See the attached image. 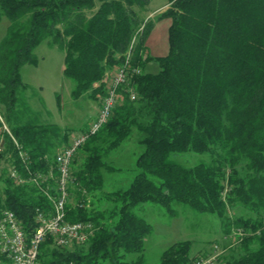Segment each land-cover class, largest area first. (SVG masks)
Returning <instances> with one entry per match:
<instances>
[{
    "label": "trees",
    "instance_id": "16d2710c",
    "mask_svg": "<svg viewBox=\"0 0 264 264\" xmlns=\"http://www.w3.org/2000/svg\"><path fill=\"white\" fill-rule=\"evenodd\" d=\"M151 1L0 0V23L8 21L0 40V216L14 213L31 237L37 212L53 213L44 191L56 196L55 157L68 133L24 102L20 73L37 64L34 50L46 42L64 54L74 100L104 95L105 81L122 68L127 81L107 122L71 163L65 220L92 225L87 249L66 250L48 236L38 263L143 264L152 228L135 209L149 203L170 216L179 205L216 217L229 244L213 264H264V0H167L155 21L143 16ZM161 20L170 21L168 52L153 58L146 41ZM150 62L157 73L145 71ZM132 140L138 152L118 167L117 154ZM193 155L207 161L184 160ZM49 172L47 183L30 182ZM113 173L131 180L107 191ZM229 207L243 213L231 218ZM191 248L173 243L159 264L199 263ZM127 255L136 258L124 261ZM0 264H10L1 252Z\"/></svg>",
    "mask_w": 264,
    "mask_h": 264
},
{
    "label": "rangeland",
    "instance_id": "374dc122",
    "mask_svg": "<svg viewBox=\"0 0 264 264\" xmlns=\"http://www.w3.org/2000/svg\"><path fill=\"white\" fill-rule=\"evenodd\" d=\"M148 8L143 16H146L147 20L155 21L157 16L168 8L167 0H152ZM156 23L159 24L157 26L159 33L162 29L163 35L165 32L166 37L163 43L158 42L155 50L153 48L148 50V54L153 58L166 55L168 52L167 30L165 31L168 22L161 20L155 22L154 25ZM7 26L8 21L6 20L0 23V40L4 36ZM34 55L38 59L37 64L25 65L20 72L23 83L28 86L24 92V102L31 107L33 112L40 115L43 123L56 124L65 133H68L70 144L77 135L84 133L95 121L112 77L105 81L106 91L104 95L98 96L97 99L85 97L74 100L70 95L73 84L63 77L64 54L58 48L51 47L43 42L34 50ZM145 71L152 74L157 73L158 66L155 62H150L145 67ZM66 147L62 146L57 150V154ZM137 148L134 140L129 142L115 158L116 163L119 164L118 167L127 165V163L131 164L133 157H129L128 153L130 151L138 152ZM184 160L189 164H196L203 160L207 161L205 157L198 155L185 157ZM106 180L107 191H115L119 187L128 185L131 176L123 173H113ZM0 188H3L1 183ZM106 204H97V207L103 210L104 207L102 206ZM172 209L175 211L173 216H170L165 208L155 204L146 203L135 209L136 215L144 219L152 228L150 235L145 239L143 264H159L162 252L173 243L181 241L191 242L192 258H197V261L201 264H213L229 244L222 233L220 221L214 216L197 213L185 206L173 205ZM241 213L243 212L238 207L228 208V216L231 218H236ZM87 246V244L80 247L79 245L70 246L66 250H73L74 248L85 250ZM135 258L136 255H127L123 260L131 262ZM109 263L110 261L107 259L100 261V264Z\"/></svg>",
    "mask_w": 264,
    "mask_h": 264
},
{
    "label": "built area",
    "instance_id": "2783aa9c",
    "mask_svg": "<svg viewBox=\"0 0 264 264\" xmlns=\"http://www.w3.org/2000/svg\"><path fill=\"white\" fill-rule=\"evenodd\" d=\"M127 81V71L125 68L118 70L112 77L111 84L106 95L101 101L100 111L95 121L90 125L88 131L77 135L72 142L60 151L55 157V169L57 178L55 179L56 196H52L47 190L44 194L51 201L53 213L46 215L37 212L36 227L33 235L28 237L22 227V223L11 211L5 210L0 216V252L9 260L10 264H39L38 252L40 245L46 237H51L54 244L60 248H69L74 245H84L93 236V227L87 223H69L65 220V207L69 199V185L71 182V163L79 149L91 136L107 122L112 110L116 105L117 90ZM134 99V94H131ZM1 120V118H0ZM2 121V120H1ZM4 131L8 132L6 126ZM3 144L0 140V153ZM25 161L27 157L21 154ZM10 177L23 183L18 173L11 169ZM53 179L52 172L47 175L37 174L31 177L30 182L36 186L47 183ZM217 249V247H215ZM197 264H201L200 262Z\"/></svg>",
    "mask_w": 264,
    "mask_h": 264
},
{
    "label": "crops",
    "instance_id": "0c3cea01",
    "mask_svg": "<svg viewBox=\"0 0 264 264\" xmlns=\"http://www.w3.org/2000/svg\"><path fill=\"white\" fill-rule=\"evenodd\" d=\"M168 23L166 25V28H165V31L167 30V34H168V28L170 26V21L169 20H166ZM159 24L156 23L151 31V33L149 34L148 38H147V41H146V47H147V50L149 49H156L157 48V44L159 41H161L163 43L164 41V38L166 37L165 36V32H164V35H163V30L160 29V33H159V29H157V26ZM165 55H159V56H156V57H163ZM127 169V168H125Z\"/></svg>",
    "mask_w": 264,
    "mask_h": 264
}]
</instances>
